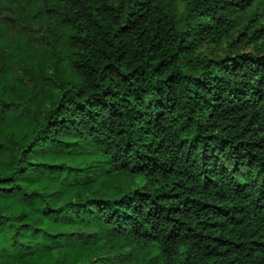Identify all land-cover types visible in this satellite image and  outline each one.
<instances>
[{"label": "trees", "instance_id": "1", "mask_svg": "<svg viewBox=\"0 0 264 264\" xmlns=\"http://www.w3.org/2000/svg\"><path fill=\"white\" fill-rule=\"evenodd\" d=\"M56 1L63 74L0 105V264H264V0Z\"/></svg>", "mask_w": 264, "mask_h": 264}, {"label": "rangeland", "instance_id": "2", "mask_svg": "<svg viewBox=\"0 0 264 264\" xmlns=\"http://www.w3.org/2000/svg\"><path fill=\"white\" fill-rule=\"evenodd\" d=\"M33 2L35 7L30 10V6L23 1L0 0V20L14 48L13 61L8 64L9 72L3 67L5 59L0 60V105L1 102L7 103V106H1L17 109L21 113L26 111L25 107L40 110L42 101L48 99V87L65 69L59 53L62 28L57 21L64 9L56 0ZM202 50L209 57L222 52L211 46H204ZM242 50L248 51L249 48ZM39 84L43 86L40 90L36 87ZM5 138H0V141ZM122 181L127 184L125 180ZM102 251L105 257L97 259L95 264H118L126 259V251L121 255L107 251V247Z\"/></svg>", "mask_w": 264, "mask_h": 264}]
</instances>
